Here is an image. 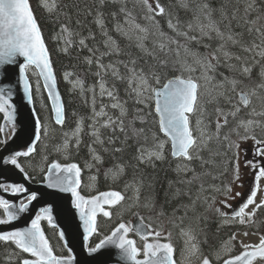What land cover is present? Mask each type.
<instances>
[{
	"label": "snow or ice",
	"instance_id": "obj_1",
	"mask_svg": "<svg viewBox=\"0 0 264 264\" xmlns=\"http://www.w3.org/2000/svg\"><path fill=\"white\" fill-rule=\"evenodd\" d=\"M146 9L144 19L149 21V25H141L136 22L132 12L127 9L126 0H96L95 14L93 10L87 8L84 10L86 16H92V22L99 29L104 37L103 45L106 51L101 52L98 47H89L87 40H95V35L89 31L88 36H82L79 31L71 27V10L75 9L77 15L81 10L78 4H65L60 6V0H40V6L50 15H55L56 23L59 24V31L53 36L62 45L60 49L68 55L69 50L77 44L81 48H87L92 55L86 57V62L91 66L94 62L98 71L95 75L98 77L96 84L85 89L84 81L81 79L71 80L72 72H66L64 78L72 84V90L79 89L81 95L87 90L92 93V123L88 125L91 131L93 143L90 144L89 152L92 160L96 164H103V157L97 152L93 144L101 146L103 151H109L104 148V138L102 129L117 128L124 133L125 145L129 139H135L137 143L143 139L147 141L151 133L152 147L148 148L140 145L136 148L134 159L137 165H151L155 167L156 161H164L166 145L170 143V155L177 160L175 171L183 173L185 177L192 173L190 178L179 181L180 183L191 185L201 180L203 176L210 174L209 171L197 173L193 166L194 161H198L202 169L215 167L216 158L226 155L221 148L227 150L239 148V140H253L258 147L255 150L256 156H264V138H258L257 130H260L264 136V120L254 119V117H264V24H258L261 20L257 16L255 20H249L247 15L250 10H254L253 3L246 4L244 8L245 16L242 18L247 27V33L257 34L259 43L256 39L247 40L243 31H236L233 25L237 21L236 12L229 14L227 5H221L220 8H214L210 0H198L193 8L189 7L188 0H178L180 6L186 11H191L190 20L181 21L180 18L166 10V8L156 0L155 7L149 3V0H137ZM108 3L120 4L119 12H112L113 20L119 14H123V23L117 21L114 24V31L130 42L145 55L151 57L152 63L147 60L144 65L138 66V57H132L127 53V61L117 60L105 65L102 58L115 55L119 57L122 50L116 39L109 34L106 26L105 13L102 9ZM69 9V11H64ZM60 16L68 17V23L60 21ZM157 16H167V27L174 33L168 35L160 27ZM80 26V21H76ZM238 26V22H237ZM77 37V40H73ZM152 37V48L147 47L146 42ZM178 38H183V43ZM204 40H215L216 46L211 51L203 53L194 50L190 45L194 42L200 45ZM205 49L212 46L203 45ZM238 49L239 51H233ZM99 52V55L96 53ZM246 53L247 55H241ZM171 54L174 58L170 59ZM18 58H23L22 62ZM261 66L260 82L254 87L246 84L245 80H252L254 67ZM18 65V84L23 89L24 97L27 102H34L32 84L27 75L29 69L38 70L39 78L43 80V89L48 93V98L52 104L55 123L63 125L65 121V109L61 96L57 90L56 76L50 59L49 50L46 47L42 36L41 28L30 7L29 0H0V66ZM118 65H123L125 73L120 72ZM146 65V66H145ZM219 67H225L232 75L218 73ZM172 71L177 74L168 76ZM199 71V76L192 74ZM7 78V67L5 68ZM110 74L113 81L126 82L125 92L131 97L134 95L136 104L144 105L149 111L143 115V109H137V115L125 125V118L128 115L126 102L122 103L117 95L115 82L108 86V81L104 78ZM220 77L219 79L217 77ZM99 89L98 93L96 89ZM36 91H40L39 80L37 81ZM12 89L8 86L0 87V113H3V119L6 125H0V132L4 131L5 126L11 125L15 129L16 109L12 101ZM97 95L101 98L107 97L111 103L105 105L101 103L99 111L96 110ZM204 97H207L205 100ZM224 100L229 105L228 110L220 107V101ZM259 102L260 110H257L256 103ZM205 104H216V123L215 131H210L209 123L205 117L207 110ZM111 107L119 111V116L113 118L106 109ZM246 111L248 119H244L240 114ZM155 114L154 123L158 125L159 133L165 139H161L151 128L135 126L138 119L141 125L147 123V117ZM195 115V127L191 122V117ZM231 117V120L229 119ZM232 127H229V124ZM228 129L225 131V129ZM41 130L44 136L48 134V128L42 124L39 118L36 119L35 140L27 147L25 151H16L7 159L3 160L5 165H12L20 172L24 173L25 179H31L25 171L23 165L19 162L20 157H28L35 151V143L41 138ZM83 132V118L77 121L76 128L71 133H64L63 144L56 147L57 152L64 154V159H70V147H79L80 134ZM237 137L234 140L232 137ZM75 139V145L71 141ZM4 143V141H0ZM109 144L113 143L110 138ZM215 146V147H214ZM114 152H123V147H114ZM207 152V157L204 153ZM252 164V162H247ZM86 167L94 165L86 162ZM254 169L256 164H252ZM45 172L43 181L47 188L60 193H70L71 205L76 209L83 227L84 247L89 255L101 253L102 249L115 248L118 250L120 264H176L173 258L174 246L170 242L171 233L162 236L161 230L153 229L151 224L145 223L143 216L137 215L138 222H120L111 230L109 235L103 236L94 246H89L90 237L97 233V214L102 213L104 217L111 218V212L104 209V205L109 208L121 204L126 197L120 192L110 191L100 193L98 196L85 198L78 189L81 184V167L75 162L60 163L53 161L47 165V169L41 168ZM125 171L123 164H116L115 170L109 168L105 175L111 174L113 178H118ZM215 178V177H214ZM94 180L95 177L93 176ZM238 167L233 174L232 183L240 181ZM264 179V167H259L255 171V185L246 200L238 209L231 213V221L240 224H249L253 222L256 210L264 208V199L256 203L257 193L260 188V181ZM171 186V183H170ZM242 187V185H238ZM129 187V185H126ZM133 187L134 196L131 198L136 206H140V193L143 188V180L137 182ZM0 190L8 192L11 195H24L19 204L10 203L7 199L0 198V209H3V216L0 217V225H7L19 218L21 213L29 210V206L37 199V193H28V189L22 183L0 182ZM201 184V191H203ZM215 191L221 192L225 197L220 201L224 207L231 208L227 203L228 199H236L242 193L236 192L232 195V187L226 185L223 190L215 188ZM180 189L173 194L177 198ZM204 202L208 208L213 209L219 216L227 217L228 214L220 207L213 206L216 203L215 197L209 202L205 197ZM196 201L191 205H184L185 209L195 210ZM250 205H253L251 211H246ZM143 207L152 211L155 209L154 197H146ZM175 211V210H174ZM161 211L158 215H163ZM198 219V218H197ZM47 220L52 227H56L53 219V209L51 207L41 208L35 218L31 219L30 225L20 230L0 232V242L12 244L22 253L28 254L32 259H22L20 264H74V258L71 250L68 255L57 256L50 246L44 231L41 228V221ZM183 220V218H181ZM228 223L227 219L224 221ZM135 234L143 241L142 247L137 246V242L129 237V234ZM181 235L186 237L185 248L189 256H197L200 253L198 242L192 229H181ZM247 235V233H245ZM60 239L64 240L63 232L59 233ZM152 238L151 241L149 238ZM162 239L165 242H161ZM235 240V235L230 237V241ZM225 242L223 251L230 252ZM244 251L240 254L223 259V264H255L257 259L264 260V236H261L259 243L255 245H241ZM67 247V245H65ZM142 257V258H141ZM216 258L221 259V253H216ZM201 264H212L209 257L203 256Z\"/></svg>",
	"mask_w": 264,
	"mask_h": 264
},
{
	"label": "trees",
	"instance_id": "obj_2",
	"mask_svg": "<svg viewBox=\"0 0 264 264\" xmlns=\"http://www.w3.org/2000/svg\"><path fill=\"white\" fill-rule=\"evenodd\" d=\"M93 2L96 3V0H60V6L61 8H63L65 4H78L79 5V8L81 10L79 15H77L75 9L71 10V27L75 31H79L82 36H88L89 31L91 30V32L95 35V40H91V39L87 40L88 46L98 47L100 51L103 52V51H106V49L102 47L103 46V43H102L103 36L100 34V31L96 27V25L92 22L93 17L86 16L84 14V10L87 8H91L93 10V15L95 14L96 5ZM159 2L166 8V10H168V12L178 16L181 21H187L191 19V15H192L191 11H186L184 8H182L178 0H159ZM196 2H198V0H188L189 7L193 8ZM29 3L35 15V18L41 28L42 36L49 50L52 66H53L54 72L58 80H60L62 73L65 74L66 72H72L73 79L75 78L76 74L81 75V76L84 75V78L89 83L90 82L96 83L98 77L95 75V73L98 71V69L97 67H95L96 66L95 62L91 66H89L88 63L86 62V57H89L92 55L91 53H87L89 52L88 49L81 48L77 43V44H74L73 46L74 48L72 47L69 50L70 54L66 56L64 52L62 53V51L60 50L62 48V45L53 39V36L59 31V24L56 23L55 15L50 16L44 9H42V7L39 6V4L37 3V0H29ZM149 3L152 4L153 7H155L156 0H149ZM210 3L212 4L214 8H220L221 5H227V10L229 14L235 11L237 14V21L233 22L235 30L243 31L245 34V39L247 40H250V39L252 40V39L257 38L256 42L259 43L258 42L259 39L255 35V32H253L251 35L247 33V27L249 25H245L243 23L242 18L245 16L244 8L246 4L248 3H253L254 10L257 9L262 14H264V0H210ZM126 5H127V9L132 12L137 23H140L141 25H145V26L149 25L150 22L144 19L146 9L143 7L141 3H136L135 0H126ZM119 8H120V5L118 4L111 5V3H108L102 9V11L105 13V21H106V26L108 29L112 27V24H115L117 21L121 23L122 22L121 20L124 19L123 14H119L117 16L116 21L110 20L112 17L111 13L114 11L119 12ZM254 10L249 11L247 15V18L249 20H253L254 15L256 14L255 12H253ZM64 11H69V9H64ZM155 19L159 21L160 27L163 31H165L168 35H174V33H172L167 27V20H168L167 16H157L155 17ZM77 20L81 22L80 26H77V23H76ZM60 21L64 23H68V17L60 16ZM237 22H238V26H237ZM77 39H78L77 37H73V40H77ZM152 39L153 38L150 37L149 40L146 42L147 47L149 49L152 48ZM178 39H180L182 43L184 42L183 38H178ZM117 42L122 50V54L119 57L115 55L103 57L102 62L105 65H107L110 62H115L117 60L127 61L129 59V56L127 55V53H130L132 57L139 58L138 66L144 65L145 60H147L149 63H152L151 57L142 53L135 46L134 42H130L126 40L121 41V39H118ZM191 46L192 48L194 47L193 49L196 51H200V49H202L200 45H196L195 43H193V45L191 44ZM196 47H199L200 49ZM233 51L238 52L239 50L233 49ZM240 54L244 55L246 53H240ZM97 55H99V52ZM172 58H174V54H171L170 59ZM105 59H109L111 61L108 62ZM118 66L120 68V72L125 73L126 70L123 67V65H118ZM167 74L168 76H172L177 73L169 71ZM105 79L108 81L109 87H111L113 82H115L117 95L120 97L119 98L120 101L122 103L126 102L125 107L127 108L128 115L125 118V125H127L128 121L132 120L133 117L137 115V109H143V112L140 113L141 115L149 111V109H145V108H138V107L132 108L134 106V101H133V97L132 96L130 97L125 92V89L127 88L126 82L113 81V78L111 77L110 74H108ZM245 81L246 83L248 82L247 80ZM253 82L252 83L248 82V83H250V86L254 87L257 82L256 81H253ZM58 86H59V90L61 92L64 105H65V121H64V124L60 128L59 127H55V128L62 135L64 132L71 133V131H68V129L72 131L74 130V128L77 125V121L80 119L79 117L86 118L88 116V105L87 104L89 100H88L87 95H84L82 97L81 96L76 97L77 95L76 93L70 94L67 85L62 84L61 82H59ZM155 119L156 118L154 117V115L148 116L147 123L144 125H141L140 121L137 119L135 121V126H137V128H140V127H145L146 129L151 128L153 131L157 133L158 136H160L159 133L157 132V124L154 123ZM1 120H2V116L0 114V124H1ZM104 133L106 136L102 133L104 141H105L103 147L105 148L106 146V148L110 150L105 152L103 151V149H101V147L98 144H93V147L95 148L99 146L96 148V150L103 157V161H104L103 164H105L104 166L106 168L105 170L109 168H113L115 170V164H123L125 166L124 173L120 175L118 178H115V179H118V181L114 182L112 186H108L109 184L108 178L110 177L111 174L109 175V177L105 178L106 175L102 174L105 172L104 168L101 170L98 169L97 167H95V164H96L95 161L93 160L91 161L90 159L92 157H91L90 152H88L89 145H87V143L92 144L93 139H94L93 137H90V139H88L86 136H84L80 140L81 145L79 144L78 148L74 146L70 147V153H71L70 159H68L66 162H75L78 165H80V167H83L85 165L84 163L86 162L93 164L94 165L93 172L97 174V183L95 186V190L99 192L100 191L102 192L109 188L118 190L120 189L122 184L123 186L125 185V189H127L129 192H133V188L131 187V185H134L137 182L143 180V188L140 193V196H141L140 199L143 203L145 202L146 197H149V196L154 197L155 208L160 210V212L162 211L164 214H167L169 217H172V216L176 217L177 221H180L179 220L180 217L183 218L184 220H186L187 224L188 222L191 224V226H188V227L192 229L193 231H195L196 226L198 227V223L200 220L199 213L195 212V210L194 211L190 209L186 210L184 205H191L192 204L191 200L194 199V197H198L197 194L199 193V189L197 188L196 184L193 183L192 186H188L187 184H185L183 186V183H180L179 181H181V179H184V178L182 175L178 174L175 171L174 166L171 164L172 161L171 162H165V161L155 162V167H153L151 165L150 166L149 165L145 166L143 164L137 165V161L134 159V157L136 156L135 151L138 146H140L141 144L142 145L145 144L144 145L145 147H148V148L152 147L153 142L151 140V133L148 134L149 138L147 141H144L143 139H141L137 143L135 139H129L127 141L128 145H125L124 143V140H125L123 139L124 133H121V132L116 133V131L115 132L106 131ZM115 134H118L116 135L117 137L115 136ZM108 138L109 139L111 138L114 141L113 144L108 143V140H109ZM74 143H75V139L71 141L72 145H75ZM57 146H59L57 139L54 140L53 138H51L50 135H47L45 138L42 135L40 141L36 145L34 153L28 157H21L19 159V162L23 165V167L25 168V171L31 177L30 180H32L33 182L42 181V178H43L42 173H39V172L41 171V168H44L46 165H48L52 161L57 160L60 163H64L61 157L64 154L56 151L58 153L57 155L55 154V152H53L56 150ZM0 147H1V143H0ZM111 147L113 148L123 147L124 151L114 152L111 150L112 149ZM104 157L106 160H104ZM217 160H218V157L216 158V161ZM220 162L221 160L219 158V160L217 161V165L220 164ZM216 173L217 172L215 171L214 174ZM111 177L113 178L112 175ZM122 180L125 182H123ZM170 183H171V186H170ZM126 185H129V187H126ZM180 186H182L181 189H180ZM177 189H180V194L177 198H173V194L176 192ZM190 189L192 191H190ZM91 192H88V194H86L85 189H81V194L84 196H89ZM183 193H185L187 197ZM188 193L191 195H189ZM126 198H128L127 195H126ZM174 210H178L180 217L178 215L177 216L174 215ZM151 214L153 216V213ZM113 221H114L113 216H111V218L107 220L100 219L98 221V231L95 237L89 242V246H93L102 236L106 235L107 232L113 228L114 226ZM203 223H204L203 227L205 229L206 236L211 241L209 244H214L218 240H222V237H223L222 233L216 232V230L214 229L213 223L206 222V221H203ZM42 229L51 247L53 248L54 253L58 256H66L67 253L63 249L61 242L57 238L56 232L54 230L47 229L44 223L42 224ZM214 248L215 246L213 245L212 249ZM23 258H24V255L21 252H19L14 247V245L10 243L5 244L4 242H0V264H20Z\"/></svg>",
	"mask_w": 264,
	"mask_h": 264
},
{
	"label": "water",
	"instance_id": "obj_3",
	"mask_svg": "<svg viewBox=\"0 0 264 264\" xmlns=\"http://www.w3.org/2000/svg\"><path fill=\"white\" fill-rule=\"evenodd\" d=\"M22 59L18 58V61L22 62ZM6 67L7 78L5 73ZM36 71L38 73V70ZM40 81L43 86V80L40 79ZM4 86L12 89L13 95L11 102L16 109V117L14 121L15 129L13 130L11 125H7L4 131L1 132V140L4 143H2L3 146L0 148V182L22 183L28 189V193H37V199L31 203L27 212L19 215L17 220L7 225H0V232L20 230L28 227L31 219L35 218V215L41 208L51 207L53 209V219L56 224V227L53 228L57 230L59 239V233H64L65 239L60 240L67 252L71 250L74 264H120L119 253L115 248L102 249L101 253L89 255L84 247L82 223L76 209L71 205L70 193H60L49 189L44 181L40 184L30 183L24 178V173L20 172L19 169L3 163V160L7 159L14 152L25 151L32 141L35 140L37 119L32 104L27 102L23 94V89L18 84V65L0 66V87ZM49 105L52 110L50 100ZM52 116L55 121L53 111ZM1 125H6L4 119ZM24 195H27V193L14 196L0 190V198L7 199L10 203L14 204H19L23 200ZM48 225L52 227L49 223Z\"/></svg>",
	"mask_w": 264,
	"mask_h": 264
},
{
	"label": "flooded vegetation",
	"instance_id": "obj_4",
	"mask_svg": "<svg viewBox=\"0 0 264 264\" xmlns=\"http://www.w3.org/2000/svg\"><path fill=\"white\" fill-rule=\"evenodd\" d=\"M210 118L211 117H208L206 115V119L205 120L208 121ZM256 148L257 147H251V148H248V150H249V152L251 151V149L253 150L254 157L258 161V163L260 164L259 166L264 167V164H263L264 163V156H256L255 155ZM204 155L207 157V155H208L207 152H205ZM225 157L229 158V162L228 163H226L224 161V159H226ZM230 157H231V155L227 153L226 155H224V157L220 158V159L223 158L222 159L223 162L221 164H218V165L216 164L215 167L204 169L205 171H209L210 172L209 176L212 179V184H215L217 188L221 189V191L226 186V184L229 185L230 182H232V180H233V177H231V178L229 177V175H231L230 169L232 168L231 166L233 165V161H232V159H230ZM258 167L255 169V171H257ZM215 171L217 172L216 174H214ZM255 171L254 172H250L247 177H241V181L238 183V185H242V187L239 186L241 188V190L239 192L242 193V195L240 197H237V200H235V201L229 202V200H227V203L231 205V208L224 207L223 204H221V206H220L222 211H224L225 213L228 214V216L224 217V219L225 220L228 219V221H230L233 225L220 227V224L223 222L224 219H219V218L215 217L213 221H210V220L206 221V220L200 218L201 213L202 214L205 213V210L208 209V205L206 203L202 202V204H201V197L202 196L203 197L205 196L207 198L221 197V198L225 199V197L221 194V192H217V191H215V189L208 191L206 195H204V194L199 192L197 194L198 197H194V199L191 200V202L192 201H196L195 212L199 213V219H200L199 223H198V227L196 226V231L197 232H202V231L205 232V229L203 227V225H204L203 221H206V222L213 223L214 224V229L216 230V232L217 233L220 232L223 235L222 240H218L217 242H215L213 244L215 246V248L221 247V250H222L221 259H217L216 257L215 258H210L211 261H212V264H223V259H227V258H230L231 256L238 255L242 251H244L242 246H241L242 244H240V240H239V245H238V240H237V235L236 234H240V233H244L245 234V233H247V235L251 236V234H249V233H252V235H253V234H255L258 231L259 233L257 234V236L256 235H253V236L257 237V239L260 240V238L262 236L260 233H264V227L260 228L261 231H259L254 226L255 223H256L255 217H253V222L248 224V226H250V227H242V226H239L237 224L238 222L231 221V213L234 210L238 209L239 206L246 200L247 195L250 194L252 188L255 185ZM201 180H203V179H201ZM201 180L198 181V183H200ZM261 182H262V180L260 181V185H261ZM257 196H258V193H257ZM260 196L264 197V192H260ZM252 208H253V205H250L249 208L246 211H251ZM233 235H235V240H231L230 241V237H232ZM199 236H201V235H198L197 237H199ZM205 237H206L208 243L201 244L199 246L200 247V251L204 252V253H207V254H210L211 253V248H210V245H209L208 237L207 236H205ZM228 241H230V242L228 243L227 247L229 249H231V250H230V252L225 253L223 251V249L225 247V242H228ZM212 250H214V249H212ZM263 262H264V260L257 259V261H255V264L263 263Z\"/></svg>",
	"mask_w": 264,
	"mask_h": 264
},
{
	"label": "rangeland",
	"instance_id": "obj_5",
	"mask_svg": "<svg viewBox=\"0 0 264 264\" xmlns=\"http://www.w3.org/2000/svg\"><path fill=\"white\" fill-rule=\"evenodd\" d=\"M93 3L96 4L95 2H93ZM191 17H192V15H191ZM110 20L112 21L113 18L111 17ZM116 20H117V17H116ZM121 21H122L121 23H123V20H121ZM108 30H109V34L112 35L114 39H117V40L121 39V41L122 40H126L127 41L126 38H124V37L121 38L122 36L120 37V35L114 31V24H112V27L110 29H108ZM103 40H104V37H103ZM102 47H104V45ZM87 53H89V52H87ZM96 54H98V52ZM107 61L110 62L111 60L107 59ZM225 69L228 71L227 68H225ZM29 73H30V76H31V82H33L32 83V89H33L34 101L36 103L38 111L42 114V118L41 119H42L43 125H45L48 128V134L51 135V138H53L54 140L57 139L58 140V144L61 145V144H63L61 142L62 135L59 133V131H56V128L53 126V124L51 122V118H50V115H49V112H48V107L46 106V104L44 102L41 88H40L39 92L36 91V86H37V81H38L37 75H36V73L33 70L29 71ZM231 74H230L229 71H228L227 74H226V72L224 73V75H231ZM192 75L193 76H199L200 72L197 71V72L193 73ZM78 77L79 76L75 75L76 79H79ZM77 90H79V89H77ZM89 94H91L90 97H92V93L89 92ZM204 98L207 99V97H204ZM254 102L256 103V107L260 108V105L259 104L257 105V102L255 100H254ZM259 108H257L258 111L260 110ZM91 123H92V120H91V122L89 124H91ZM238 143H239V148L238 149H232L230 151V154L232 155V158H233V166H232L233 170H230V173L234 174L236 168L238 167L239 173H240V177H247L250 172H254L255 171V169L252 167V164H256L257 167L260 164L255 159L253 150L251 149V151L249 152V150L247 149L248 147H250V143L249 142L241 141V142H238ZM88 145H90V144L88 143ZM222 157H224V156H222ZM225 160H226V163L229 162V158H226ZM247 162H252V164H249ZM259 167H261V166H259ZM39 173H42V171H40ZM240 181H241V179H240ZM240 181H238L236 184H233L232 182L229 184L232 187V190H233L232 191V195H235L236 192H239L241 190V188L238 186V183ZM86 184H87L86 186L89 189V191H91V187L93 186L92 177H88V176L86 177ZM226 185H228V184H226ZM261 186H264V179H262ZM85 193H88V190H86ZM228 200H229V202H232V201L237 200V198L236 199H228ZM259 200L260 199H256V203H258ZM120 211H116L115 212V215L117 217H120L122 215V213ZM128 211H130V209ZM182 223H184V226L187 227V228H189L188 226H191V224L189 222L187 224L186 220H184V219H183ZM193 234L197 238L198 232L196 230L193 231ZM180 236L183 238L184 241L186 240V237L182 236L181 233H180ZM245 242L246 243H242V244L247 245L249 243H257L256 240L250 239V237L247 240H245ZM219 252L222 253L221 248L219 249ZM178 255L180 256V263L181 264H188V262L190 261L191 258L189 256L188 252L186 251L185 242L182 244V247H181L180 252L178 253ZM258 264H264V262L263 263H258Z\"/></svg>",
	"mask_w": 264,
	"mask_h": 264
},
{
	"label": "bare ground",
	"instance_id": "obj_6",
	"mask_svg": "<svg viewBox=\"0 0 264 264\" xmlns=\"http://www.w3.org/2000/svg\"><path fill=\"white\" fill-rule=\"evenodd\" d=\"M96 5V4H95ZM111 5H116V4H113V3H111ZM118 5H120V4H118ZM121 6V5H120ZM242 6V5H241ZM108 25V24H107ZM121 37V36H120ZM121 38H123V37H121ZM257 39V38H256ZM251 40V39H250ZM127 41H129V40H127ZM210 41L209 40H204L201 44H200V46H203L204 44H207V43H209ZM259 42V41H258ZM216 43L217 42H215V46H216ZM196 44V43H195ZM193 45V44H192ZM197 45V44H196ZM191 46V45H190ZM192 47V46H191ZM74 48V47H73ZM194 48V47H193ZM196 48H199V47H196ZM215 48V47H214ZM200 49V48H199ZM63 53V52H62ZM244 55H246V54H244ZM67 56V55H66ZM96 67V66H95ZM96 70V69H95ZM231 74V73H230ZM232 75V74H231ZM253 80V79H252ZM248 82H251V81H248ZM247 82V83H248ZM254 83V82H253ZM111 85V84H110ZM70 96V95H69ZM76 97H78L77 95H76ZM85 98V97H84ZM120 98V97H119ZM80 99V98H79ZM206 100V99H205ZM88 105V104H87ZM257 108H259V107H257ZM260 109V108H259ZM86 116V115H85ZM83 117V116H82ZM79 118H81V117H79ZM205 119H206V117H205ZM83 122H85V124L87 123V125L91 122V120H89V113H88V116L86 117V118H83ZM207 122V121H206ZM66 127V126H65ZM137 127V126H136ZM74 128V127H73ZM75 129V128H74ZM66 131H67V129H66ZM68 131H71L72 132V130H69L68 129ZM115 132V131H114ZM116 133H118V132H116ZM109 135V134H108ZM116 135H118V134H115V136ZM120 135V134H119ZM106 136V135H105ZM110 136V135H109ZM112 137V136H111ZM114 137V136H113ZM117 137V136H116ZM109 139V138H108ZM114 139V138H113ZM123 139H125V136L123 137ZM118 141H120V140H118ZM121 141H123V140H121ZM114 142V141H113ZM75 144V143H74ZM90 144V143H89ZM113 144V143H112ZM140 144V143H139ZM81 145V144H80ZM87 145H88V143H87ZM126 145H128V144H126ZM145 145V144H144ZM100 146V145H99ZM99 146H97V147H99ZM122 146H124V145H122ZM138 146V145H137ZM97 147H95V148H97ZM101 147V146H100ZM151 147V146H150ZM105 148H106V146H105ZM111 148H113V147H111ZM102 149V148H101ZM110 150V149H109ZM53 152H56V150L55 151H53ZM89 152V151H88ZM98 152V151H97ZM136 152V151H135ZM61 153V152H60ZM109 153V152H108ZM101 155V154H100ZM205 156V155H204ZM224 156V155H223ZM228 156V155H227ZM226 156V157H227ZM206 157V156H205ZM225 157V158H226ZM219 158H221V157H218V160H219ZM91 159V161H92V158H90ZM89 159V160H90ZM223 159V158H222ZM104 160H106L105 159V157H104ZM217 160V161H218ZM165 161V160H164ZM164 161H159V162H164ZM115 162H117V161H115ZM115 162H113V163H115ZM83 163H84V161H83ZM119 163V162H118ZM85 164V163H84ZM109 164V163H108ZM108 164H107V166H108ZM110 165V164H109ZM116 165V164H115ZM80 166V165H79ZM82 166V165H81ZM114 166V165H113ZM146 166V165H145ZM150 166V165H149ZM109 168V167H108ZM172 168V167H171ZM206 169V168H205ZM173 170V169H172ZM126 173V172H125ZM126 175V174H125ZM181 175V174H180ZM111 176V175H110ZM176 176V175H175ZM108 177V176H107ZM103 178V177H102ZM105 178H106V176H105ZM124 178V177H123ZM99 179H100V177H99ZM121 179V178H120ZM128 180V179H127ZM181 180H183V179H181ZM123 181V180H122ZM202 181V180H201ZM123 182H125V181H123ZM120 183V182H119ZM195 183V182H194ZM198 183V182H197ZM121 184V183H120ZM126 184V183H125ZM109 185V184H108ZM185 184H183V186H184ZM114 186V185H113ZM192 186V185H191ZM179 187V186H178ZM181 187L182 186H180V189H181ZM196 187V186H195ZM133 188V187H132ZM184 188V187H183ZM185 188H187V187H185ZM189 189V188H188ZM192 189V188H191ZM190 189V191H192ZM194 189V188H193ZM184 195H186L185 193H183ZM189 194V193H188ZM189 195H191V194H189ZM141 197V196H140ZM186 197H187V195H186ZM144 200V199H143ZM186 200V199H185ZM181 202H183V201H181ZM181 202H179V203H181ZM178 204V203H177ZM157 206H159V205H157ZM159 207H161V206H159ZM181 208V207H180ZM161 209V208H160ZM176 209H177V207H176ZM179 210V209H178Z\"/></svg>",
	"mask_w": 264,
	"mask_h": 264
}]
</instances>
